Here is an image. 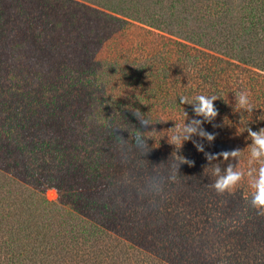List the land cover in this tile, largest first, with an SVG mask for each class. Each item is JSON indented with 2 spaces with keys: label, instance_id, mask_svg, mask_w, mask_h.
Instances as JSON below:
<instances>
[{
  "label": "trees",
  "instance_id": "obj_1",
  "mask_svg": "<svg viewBox=\"0 0 264 264\" xmlns=\"http://www.w3.org/2000/svg\"><path fill=\"white\" fill-rule=\"evenodd\" d=\"M256 136L264 0H0V264H264Z\"/></svg>",
  "mask_w": 264,
  "mask_h": 264
},
{
  "label": "clouds",
  "instance_id": "obj_2",
  "mask_svg": "<svg viewBox=\"0 0 264 264\" xmlns=\"http://www.w3.org/2000/svg\"><path fill=\"white\" fill-rule=\"evenodd\" d=\"M215 98V96L212 97V99ZM197 99L200 102L198 112L204 113L207 116H214L216 114L210 99L204 95L197 96ZM239 99L241 104L246 103V97L244 95H241ZM253 135L255 136V134ZM255 142L259 145V151H254L253 156L259 157L261 154H264V136H256ZM232 155L235 156L236 154L233 153ZM241 179V173L232 172L231 169H229L228 174L215 184V190L217 193H224L229 188L234 187ZM251 187L253 191L251 193L250 204L254 209L258 210L260 215H264V163L261 164L258 178L252 183Z\"/></svg>",
  "mask_w": 264,
  "mask_h": 264
},
{
  "label": "rangeland",
  "instance_id": "obj_3",
  "mask_svg": "<svg viewBox=\"0 0 264 264\" xmlns=\"http://www.w3.org/2000/svg\"><path fill=\"white\" fill-rule=\"evenodd\" d=\"M45 195L48 201L55 202L57 199V191L54 188H48L45 191Z\"/></svg>",
  "mask_w": 264,
  "mask_h": 264
}]
</instances>
